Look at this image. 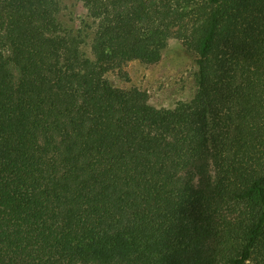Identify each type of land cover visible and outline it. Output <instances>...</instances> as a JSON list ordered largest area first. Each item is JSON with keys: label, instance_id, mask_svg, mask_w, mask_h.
<instances>
[{"label": "trees", "instance_id": "16d2710c", "mask_svg": "<svg viewBox=\"0 0 264 264\" xmlns=\"http://www.w3.org/2000/svg\"><path fill=\"white\" fill-rule=\"evenodd\" d=\"M0 0V264H264V0ZM172 38L195 95L105 73Z\"/></svg>", "mask_w": 264, "mask_h": 264}, {"label": "rangeland", "instance_id": "374dc122", "mask_svg": "<svg viewBox=\"0 0 264 264\" xmlns=\"http://www.w3.org/2000/svg\"><path fill=\"white\" fill-rule=\"evenodd\" d=\"M60 21L68 28L85 35L83 50L91 56L90 43L94 26L82 2L62 0ZM196 56L172 38L155 64L131 60L105 73V78L122 90L145 92L148 103L157 109L174 108L189 101L197 90ZM252 264V263H250Z\"/></svg>", "mask_w": 264, "mask_h": 264}]
</instances>
